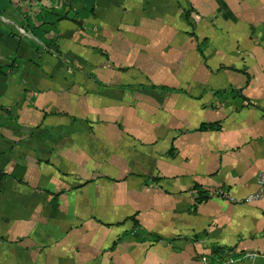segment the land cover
<instances>
[{"label": "crops", "instance_id": "crops-1", "mask_svg": "<svg viewBox=\"0 0 264 264\" xmlns=\"http://www.w3.org/2000/svg\"><path fill=\"white\" fill-rule=\"evenodd\" d=\"M260 170L264 0H0V264H263Z\"/></svg>", "mask_w": 264, "mask_h": 264}, {"label": "built area", "instance_id": "built-area-1", "mask_svg": "<svg viewBox=\"0 0 264 264\" xmlns=\"http://www.w3.org/2000/svg\"><path fill=\"white\" fill-rule=\"evenodd\" d=\"M216 192L220 195L226 196L229 199L237 200L233 196H231L228 193V191L224 190L221 187H218L216 189ZM259 197H264V170H260L256 173V175H255V188L252 191L248 192L241 200L249 202V201H252V200L259 198ZM261 255L264 257V252ZM254 256H256V253H254V252H245L242 257H245L247 259H251ZM232 259L233 258H229L228 260L232 261ZM200 260L206 264H222V262L215 260V259L210 262V260L208 259V256L206 254L200 255Z\"/></svg>", "mask_w": 264, "mask_h": 264}, {"label": "trees", "instance_id": "trees-1", "mask_svg": "<svg viewBox=\"0 0 264 264\" xmlns=\"http://www.w3.org/2000/svg\"><path fill=\"white\" fill-rule=\"evenodd\" d=\"M3 174L2 173H0V177L2 176Z\"/></svg>", "mask_w": 264, "mask_h": 264}]
</instances>
